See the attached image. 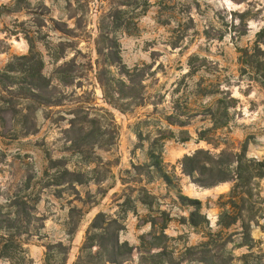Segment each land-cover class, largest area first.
<instances>
[{"label": "rangeland", "instance_id": "obj_1", "mask_svg": "<svg viewBox=\"0 0 264 264\" xmlns=\"http://www.w3.org/2000/svg\"><path fill=\"white\" fill-rule=\"evenodd\" d=\"M139 3L138 12L145 6L146 11L136 19L137 30L120 32L119 40L126 67L145 70L141 100L124 101L123 111L110 105L92 70L69 87L58 86L62 105L39 110L35 134L0 125V203L25 197L42 218L26 241L28 264H75L99 212L117 219L120 242L134 247L122 264H139V238L150 231L153 218L160 223L168 218L165 232L177 252L208 241L237 264H264V176L252 181L243 202L229 197L231 182L205 188L182 170L183 158L198 149L217 154L246 145L248 158L264 162V88L254 74L241 71L238 52L252 46L264 26V0ZM106 4L0 0V69L28 53L27 36L36 42L48 77L74 55L95 66L94 40ZM247 10L249 17H241ZM74 14L83 18L76 31ZM57 24L73 32H60ZM228 94L238 102L227 125L208 132L211 141L199 139L213 126L210 109ZM76 107H82L77 116L82 121L72 128ZM65 168L81 174L84 183L63 176ZM183 196L201 200L200 225L190 224L195 209ZM59 243L64 247L48 248ZM0 264L12 262L0 258Z\"/></svg>", "mask_w": 264, "mask_h": 264}, {"label": "trees", "instance_id": "obj_2", "mask_svg": "<svg viewBox=\"0 0 264 264\" xmlns=\"http://www.w3.org/2000/svg\"><path fill=\"white\" fill-rule=\"evenodd\" d=\"M26 1V0H18ZM78 2L79 0H75ZM106 2V7L101 11L98 20V34L95 38L96 60L95 66L91 60L79 62L78 55L58 65L53 72V77L44 74V60L36 49V42L30 36L26 39L29 51L25 55L16 56L0 69V125L6 131H17L20 126L23 135L35 134L37 129V113L45 107L62 105L57 95L59 85L69 87L74 84V79L86 75L88 71L95 72L105 99L115 108L125 110L124 101L132 103L143 98L144 87L142 76L144 69H129L122 61L120 32L134 34L137 30L136 19L146 11L139 0H100ZM146 4V3H145ZM132 9V10H131ZM249 10L243 12L241 17L247 16ZM74 30L83 25V18L74 14ZM56 29L66 35L73 28L64 30L57 24ZM74 31V33H75ZM248 28L245 24L242 34ZM264 26L256 33L252 46L238 48L239 63L244 74H254L257 81L264 88ZM84 56L81 51L78 52ZM86 58V56H85ZM194 57H192L193 59ZM116 68V72L113 71ZM57 84H53V80ZM211 92H207L209 94ZM216 105L210 109L209 115L213 126L202 130L199 139L211 141L208 132L225 127L229 118V110L235 107L238 100L231 94L225 99H218ZM130 105V104H129ZM82 107L74 109V117L70 125L75 128L81 121L79 112ZM88 121L87 116L83 118ZM170 122H175L172 115L168 116ZM183 126V124H179ZM159 166V162H156ZM53 167L58 162L52 161ZM183 173L189 176L194 183L201 187L211 188L220 183L233 184L229 197L232 201L240 199L246 201L250 185L253 180L264 176V162L247 157V146L244 145L240 152L224 149L214 154L209 150L198 149L182 160ZM63 176H73L72 182L83 184L82 175L64 169ZM164 179L167 175L163 174ZM183 199L194 207L189 222L198 226L202 222V202L199 199L183 196ZM147 204V203H146ZM75 211V208L72 209ZM166 215V213H163ZM42 218L36 213V207L28 205L25 197L14 196L8 205L0 203V258H6L12 264H28V252L25 248L26 241L32 235V228ZM205 221L206 217H205ZM151 229L140 236V245L136 248L139 254V264H237L234 256L220 251L221 247L212 245L208 241L198 245L187 246L177 252L170 246L173 239L166 232L168 218L158 222L156 218L149 221ZM118 220L109 218L104 212H99L93 218L86 234L85 242L75 264H122L132 257L134 247L128 242H120L118 233L123 228H116ZM38 228V227H37ZM27 237V238H25ZM51 247H64L62 243L49 245ZM247 257V256H245Z\"/></svg>", "mask_w": 264, "mask_h": 264}]
</instances>
